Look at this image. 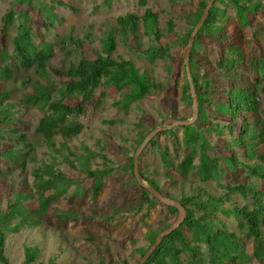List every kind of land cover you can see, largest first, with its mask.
<instances>
[{"label":"trees","instance_id":"16d2710c","mask_svg":"<svg viewBox=\"0 0 264 264\" xmlns=\"http://www.w3.org/2000/svg\"><path fill=\"white\" fill-rule=\"evenodd\" d=\"M32 1L14 0L12 4L13 6L25 4L34 7ZM218 1H214L207 18L195 36L189 56L191 77L199 111L198 117L192 125L181 127L183 132V147L181 148L188 147L189 150L184 151L181 156L177 155L178 138L173 129H168L149 140L139 156L140 177L165 197L179 202L187 212L182 224L160 240L157 248L144 264H264V232L261 229V225L264 224V151L258 150L264 146V123L261 121L260 114L264 113V109L260 108L261 94H264V58L259 56L257 59H251V74L257 73V76L254 77L253 81L244 83L237 72V66L243 62L241 49L234 45L227 47L221 45L222 53L216 62V67L224 73L222 75L225 79L230 78L234 83L225 89V99L220 98L219 102L215 104L209 98L212 84L203 75L202 70L199 72L197 69L199 66L196 55L204 50L201 47V36L206 35L212 43L217 44L226 39L222 33V23L228 20V16L225 13V8L219 10L215 7L214 4ZM220 1L224 2V0ZM207 2L208 0H200L198 2L199 8L193 17L187 18L189 28L180 39V47L184 48L187 44L188 38L199 21ZM225 2L234 7L243 26L248 24L250 13L256 14L264 7V3H260L258 0H247L246 2L226 0ZM35 6L34 8L41 17H49L51 25L54 20V16H50L52 9L59 6L75 11L73 7L61 0H47L46 2L41 0V2L35 3ZM27 20L28 15L16 12L12 7L2 15L0 26L2 34H6L12 26L17 27L16 35L12 37L13 52L9 54L5 48L0 46V79L9 78L16 71H25L27 74L22 85L31 84L33 87L32 93L24 96L19 103L10 99L9 90L4 87L0 88V159L4 160L5 163L8 161L10 168L7 169V172L10 175L17 168L21 172L25 171L27 161L37 162L34 147L38 144L37 140H29L24 129L16 127L17 124H22L21 115L16 114V111L22 110V108L14 109L18 104L26 108H29L28 106L36 107L41 111L42 117L36 124L33 133L43 141L46 147L58 152L54 141L55 137L61 136L65 142V140H70L81 133L83 124L80 121V116L86 112L85 105L91 102L98 88L113 86L119 92L125 86H131V91L123 95V100L114 103V105L122 108L125 113L128 111L129 104L136 98L151 89L162 90L164 88L161 84L151 80L145 72L138 73L132 61L113 57V52L117 48L116 36L120 37L123 44L128 45L130 41H133L135 48L140 49L139 26L141 23L145 25L151 21V28L145 30L146 34L151 35L152 40V44L143 51L146 58L150 62L173 59L170 46L173 44H160L162 33L157 26V14L150 8H146L140 16L133 12L117 16V25L112 27L109 32L103 33L98 39L99 48L91 49L93 58L82 56L78 62L70 61L73 49L68 47L74 46L76 49H81L85 41L91 42L92 34L86 32L84 38H77L71 36V31H69L61 40L62 45H59L61 50L65 52V58L61 60L58 68L50 63L54 55L53 44L44 41L36 43V35L32 27L28 25ZM166 29L167 33L175 31L173 20L168 21ZM58 76L65 77V80L57 81ZM174 84L177 85V79L174 80ZM167 85L170 86V83ZM100 96H105V93L101 92ZM180 99L187 106L188 115L185 117L187 119L191 115V96L187 78L181 85ZM207 104L213 107L215 114L227 113L229 115L230 122L226 128L232 134L233 125L237 123V117L240 116L241 125L235 142L244 156L247 158L255 157L256 161L251 164L238 161L235 149H232L231 154L222 161L230 171L242 167L245 172V181L236 182L232 178L227 183H221L220 180L224 176V170L220 167L221 160L218 161L216 157H209L205 153L208 149H217L216 145L213 147L208 145L205 134L211 132L220 134L216 124H208L207 122L210 118L205 109ZM166 118L168 117L163 118L159 125ZM179 120L183 119L179 118ZM113 122L115 121H109V123ZM198 123H202L203 126H198ZM205 124L208 125L205 126ZM157 125L154 124L148 130L140 132L129 156V162L125 167V171L129 172L134 184L139 186V204L137 207L144 206L145 208L141 215L142 219L149 216V211L157 205L158 200L136 182L133 175V155L147 133ZM166 135L171 136L172 143L162 147L158 137ZM33 141L35 142L33 143ZM2 143L8 145L6 150H1ZM227 146L230 144L227 143ZM146 149L155 150L160 163L159 171L166 182L178 183L171 173L172 170L181 176L180 184L187 181L190 173L195 172L201 182L213 180L223 190V193L215 196L211 191L198 187L195 194H181L178 199L169 193L164 194L158 181L147 175V171L141 169L140 160ZM197 150H199L200 155L198 163L195 164L194 159ZM67 152L68 155L73 154L68 148ZM68 155H65L58 162L53 158L52 163H43L42 161V164L32 169L34 177L32 187L36 194V207L24 204L27 198H31V195L26 196L15 191L12 196L7 198L6 208L4 210L0 208V264H9V258L6 255V237L10 233H18L22 228H41L46 223L52 224L55 222L52 220V216H56L62 222L76 218L77 213L71 207L66 210L52 207V201L58 195L63 194L66 188L73 183V180L67 178L60 169L62 164L76 169L75 160L78 159L77 156L73 154L74 159H76L72 161ZM87 155L86 161L79 162L83 164L82 170L86 177L92 182L91 193L93 197H96L104 185L102 179L111 173L114 167L108 165L109 160L104 155L89 150H87ZM92 156H100L103 159L104 167L102 169L91 170L87 167L88 160ZM171 157L176 158L177 161L174 162ZM3 172L0 169V174ZM47 191L52 193L45 195ZM234 194L241 198L250 197L252 200L251 209L247 204L238 206L236 202H231ZM226 203H229L228 207L225 206ZM161 205L166 209L169 216L177 213L175 208ZM122 208L121 206H114L112 214L103 216L102 220L113 223ZM218 212L226 217L233 215L237 219L239 233L230 231L225 221L218 218ZM172 218L163 222L162 226L148 230L145 236L148 244L135 247L130 253L132 259L135 258L136 254L138 255L134 264H138L142 255L152 245L156 235L173 222ZM242 236H245L247 241L251 243V252H247V247L242 242ZM89 239H92V236ZM201 244L205 248L206 254L201 251ZM22 250V264H37L36 261L40 255L38 246L23 243ZM104 253L107 255L109 252L104 249ZM205 255L207 260L204 259ZM54 258H49L48 264H56ZM88 263L113 264V261L109 259L107 262L105 258L98 255L93 263L89 261ZM121 263L131 264L127 260H122Z\"/></svg>","mask_w":264,"mask_h":264},{"label":"rangeland","instance_id":"374dc122","mask_svg":"<svg viewBox=\"0 0 264 264\" xmlns=\"http://www.w3.org/2000/svg\"><path fill=\"white\" fill-rule=\"evenodd\" d=\"M13 1L0 0V26L2 24L1 17L9 8L13 7L16 12L28 15L27 23L36 35L35 42L44 41L53 44L54 55L50 63L57 68L60 66L61 60L65 58V52L61 50L59 45H62L61 40L69 31H71V36L77 38H84L86 32L92 34L91 42L85 41L81 49H76L74 46L68 47L73 49L70 61L78 62L82 56L93 58L94 55L91 49L99 48L98 39L103 33L109 32L112 27L117 25V16L129 12L140 16L146 8L152 9L157 14V26L162 33L160 44H173L170 45L172 60L150 62L143 51L152 44L151 35L145 33L146 29L151 28V21L145 25L141 23L139 26L140 49L135 48L133 41H130L128 45L123 44L120 37L116 36L117 48L113 52V57H121L132 61L138 73L145 72L151 80L161 84L164 88L162 90L151 89L136 98L135 101L129 104L127 113L114 103L123 100V95L131 91V86H125L119 92L113 86L98 88L91 102L86 103V112L80 116V121L83 124L81 133L70 140H65V142H63L61 136L55 137L54 141L58 152L46 147L43 141L33 133L36 124L42 117L41 111L36 107L28 106L29 108H26L18 104L14 109L22 108V110L16 111L17 115H21L20 121L22 124H17L16 127L24 129L29 140H37L38 144L34 146L37 162L27 161L25 171L21 172L17 168L10 175L7 172V169L10 168L8 161L5 163L4 160L0 159V169L4 171L0 174V208L4 210L7 205V198L12 196L15 191L26 196L31 195V198H27L24 204L36 207V194L32 187L34 178L32 169L42 164V161L43 163H52V158L57 162L62 160L65 155H68L67 148L78 158H75V160L73 154L68 155L70 160H75L76 169L65 164L60 165L62 172L67 178L73 180V183L66 188L63 194L58 195L52 201V207L61 210H66L69 207L74 209L77 213L76 218H70L66 222H62L56 216H52V220L55 221L52 224L46 223L41 228H22L18 233L7 235L6 255L9 258V264H22L23 243L40 248L37 264H48V259L55 256L54 261L56 264H89L88 261L93 263L98 255L105 258L107 262L109 259L112 260L113 264H122V260L134 264V260L138 259V255L136 254L135 258L132 259L130 253L135 247L148 244L145 237L148 230L162 226L163 222H167L172 217L174 221L177 213L169 216L166 209L158 201L157 205L149 211V216L142 219L141 215L145 208L144 206L137 207L139 204V186L134 184L129 172L125 171V167L129 162V156L140 132L148 130L154 124L159 126L160 121L165 117L185 119L188 115L187 106L180 99L181 85L187 78L183 66V48L180 47V39L189 28L187 18L189 16L190 18L193 17V14L199 8L198 2L200 0H61L73 7L75 11L59 6L52 9V15H50L51 17L54 16L52 25L49 17H41L34 8L36 7L35 3L41 2V0H33L34 7L25 4L13 6ZM42 1L46 2L47 0ZM143 1L144 3H142ZM225 1L221 2L219 0L214 5L219 10L225 8V13L228 16V20L222 23V33L226 39L217 44L212 43L206 35L201 36V47L204 50L196 55L197 65L199 66L197 69L199 72L202 70L203 75L212 84L209 98L215 104L219 102L220 98L225 99V89L234 83L230 78L225 79L222 75L223 72L216 67V62L222 53V46L234 45L241 49L243 62L237 66V72L244 83L253 81L254 77L257 76V73L251 74V59H257L259 56L264 58V7L256 14L250 13L248 24L243 26L241 24L242 20L236 15L234 7ZM246 1L241 0V2ZM258 1L264 3V0ZM215 7L214 9H216ZM170 19L175 24V33H167L166 27ZM16 33V26H12L6 34L0 32V46L5 48L9 54L13 52L12 37ZM26 74L25 71H16L13 76L0 79V88L4 87L10 91V99L13 102L19 103L24 96L33 91L31 84L22 85ZM30 74L34 76L32 73ZM175 79H177L176 86L174 84ZM60 80H65V77L58 76L57 81ZM167 83H170V86ZM101 92H104L105 96L101 97ZM260 103V108L264 109V94H261ZM205 107L207 115L210 116L207 121L208 124H216L220 131V134L215 132L205 134L208 145L210 147L216 145L217 147V149H208L205 153L209 157H216L218 161L221 160L220 167L223 168L225 177L223 176L220 182L227 183L232 178L236 182L245 181V172L242 167L230 171L222 161L231 154L232 149L237 151L235 154L238 161L245 164L256 161L255 157L247 158L244 156L235 142L241 125L240 116L237 117V123L233 125L234 131L232 134L226 128L230 122L229 115L227 113L215 114L211 105L207 104ZM260 114L261 121L264 123V113ZM109 121L115 122L109 123ZM208 124H205V126ZM198 126L202 127L203 124L198 123ZM172 129L179 141L177 155L181 156L189 148H181L183 147L181 127ZM171 139V136L168 135L158 137L162 147L165 144H171ZM227 143L230 146H227ZM7 148L8 145L2 143L1 150ZM87 150L104 155L109 160L108 165L114 167V170L102 179L104 185L96 197H93L91 193L92 182L82 170V163L88 157ZM258 150L264 151V146H261ZM199 155L200 152L197 150L194 159L195 164L199 161ZM171 159L174 162L177 161L176 158L171 157ZM79 161H82V163ZM140 166L143 171L148 172L147 175L158 181L164 194L169 193L177 199L181 197V194H195L198 187L211 191L215 196L223 193V190L213 180L203 183L195 172L190 173L187 181L180 184L181 176L172 170L171 173L178 183L166 182L159 171V158L153 149L144 151ZM87 167L91 170L102 169L104 167L103 159L100 156H92L88 160ZM50 193L52 192L47 191L45 195ZM231 202H236L238 206L247 204L250 209L252 207L250 197L241 198L239 195L234 194ZM114 206L123 207L115 221L113 223L103 221L102 217L111 215ZM225 206L228 207L229 203H226ZM217 216L225 221L230 231L239 233L238 222L233 215L226 217L218 212ZM261 229L264 232V224L261 225ZM91 236L92 239H89ZM242 242L247 247V252H251V243L247 241L245 236H242ZM200 246L201 251L206 254L203 245ZM104 249L109 252L107 255L104 253ZM204 259L207 260L206 255Z\"/></svg>","mask_w":264,"mask_h":264},{"label":"water","instance_id":"95a60500","mask_svg":"<svg viewBox=\"0 0 264 264\" xmlns=\"http://www.w3.org/2000/svg\"><path fill=\"white\" fill-rule=\"evenodd\" d=\"M215 0H208L202 15L199 19V21L196 23L193 31L191 32L187 44L182 50V60H183V66L185 69V74L187 76V81L190 89V96H191V115L187 119L179 120V119H173V118H167L163 121V123L159 126L153 127L147 135L144 137V139L140 142L138 147L136 148L134 155H133V175L136 179V182L143 188H145L155 199H157L161 204L173 207L177 210V215L176 218L174 219L173 222L170 223V225L165 228L164 230L160 231L152 245L145 251V253L142 255L140 258L138 264H144L145 261L148 259L150 254L157 248L160 240L175 231L184 221L187 212L185 208L177 201L174 199H171L169 197H165L162 195L158 190H156L154 187L149 185L146 181H144L139 174V156L147 144L149 140H151L154 136H156L158 133L172 129L174 127H183V126H188L192 125L199 114L198 111V101H197V96L195 92V88L193 85L192 77H191V71H190V64H189V56H190V51L192 48L193 41L195 39V36L197 35L199 29L203 25L204 20L207 18L208 12L210 8L212 7L213 3Z\"/></svg>","mask_w":264,"mask_h":264}]
</instances>
